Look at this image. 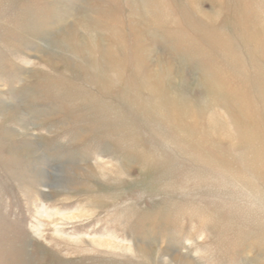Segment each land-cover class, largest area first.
I'll list each match as a JSON object with an SVG mask.
<instances>
[{"label":"rangeland","instance_id":"1","mask_svg":"<svg viewBox=\"0 0 264 264\" xmlns=\"http://www.w3.org/2000/svg\"><path fill=\"white\" fill-rule=\"evenodd\" d=\"M0 264H264V0H0Z\"/></svg>","mask_w":264,"mask_h":264},{"label":"bare ground","instance_id":"2","mask_svg":"<svg viewBox=\"0 0 264 264\" xmlns=\"http://www.w3.org/2000/svg\"><path fill=\"white\" fill-rule=\"evenodd\" d=\"M168 37H169V36H168ZM259 43H260V42H259ZM102 50H103V49H102ZM118 62H119V61H118ZM147 70H148V69H147ZM162 70H163V69H162ZM160 73H161V72H160ZM160 73H159V74H160ZM165 75H166V73H165ZM210 77H211V76H210ZM211 81H212V80H211ZM155 82H156V81H155ZM212 82H213V81H212ZM215 82H216V81H215ZM209 86H210V85H209ZM215 86H216V85H215ZM206 90H207V89H206ZM212 90H213V89H212ZM219 90H220V89H219ZM219 90H218V91H219ZM209 91H210V89H209ZM213 91H215V90H213ZM235 94H236V93H235ZM235 96H236V95H235ZM211 97H212V96H211ZM232 99H233V98H232ZM178 102H179V101H178ZM128 103H129V102H128ZM128 103H127V104H128ZM242 108H243V107H242ZM243 114H244V113H243ZM142 116H143V114H142ZM241 116H242V114H241ZM144 118H145V117H144ZM168 123H169V122H168ZM236 127H237V125H236ZM255 129H256V128H255ZM240 131H241V130H240ZM238 132H239V129H238ZM243 139H244V138H243ZM243 142H244V141H243ZM254 148H255V147H254ZM254 154H255V153H254ZM262 154H263V153H262ZM255 155H256V154H255ZM251 159H253V158H251ZM254 160H255V159H254ZM46 217H48V215H47Z\"/></svg>","mask_w":264,"mask_h":264}]
</instances>
